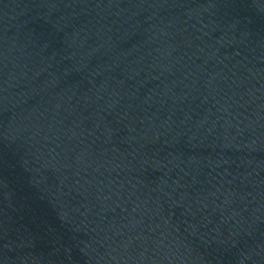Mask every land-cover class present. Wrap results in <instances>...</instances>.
<instances>
[{
  "label": "water",
  "instance_id": "95a60500",
  "mask_svg": "<svg viewBox=\"0 0 264 264\" xmlns=\"http://www.w3.org/2000/svg\"><path fill=\"white\" fill-rule=\"evenodd\" d=\"M0 264H264V0H0Z\"/></svg>",
  "mask_w": 264,
  "mask_h": 264
}]
</instances>
